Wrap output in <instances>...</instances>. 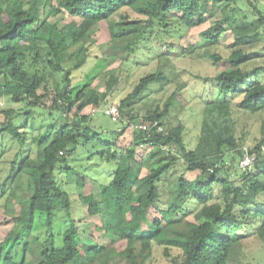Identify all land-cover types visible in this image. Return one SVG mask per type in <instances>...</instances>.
<instances>
[{
    "label": "trees",
    "instance_id": "trees-1",
    "mask_svg": "<svg viewBox=\"0 0 264 264\" xmlns=\"http://www.w3.org/2000/svg\"><path fill=\"white\" fill-rule=\"evenodd\" d=\"M208 1L0 0V97L22 104L18 109L0 111V163L5 161L11 144L23 146L27 138L20 130L27 124L24 120L33 121L44 114L54 120L47 134L35 137L38 148L34 156H20L18 149L10 161L13 173L9 195L25 181L27 203L20 204L12 217V227L0 240V264H111L116 255L123 258L124 264H143L154 244L162 246V254L170 264H228L241 245L239 229L257 221L259 233H264V136L248 149L255 156L252 165L240 168L242 149L234 137L231 116V100L237 96L240 109L264 110V65L251 71L244 69L249 57L241 49H234L264 38L261 11L257 10L258 19L245 14L236 23L235 14L230 21L223 10L219 20L200 32L210 47L218 43L226 24L233 32V50L227 57L209 50L203 53L220 69L204 80L206 86L199 96L200 132L191 150L183 139V123L169 115L177 90L142 115L134 111L150 84L165 81L162 68L141 76L133 90L116 104L119 115L114 119L121 118L134 126L128 145L119 147L116 141L122 131L114 128L107 137H100L102 133L90 124L114 81L107 82L101 93L88 85L73 92L72 67L64 69L61 65L66 58L75 60L74 68L85 62V41L101 22L107 24L109 41H126L124 58L141 47L158 60L167 54L190 55L197 49L195 45L183 47L176 39L186 29L205 21L211 8ZM40 6L45 10L43 18ZM124 7L143 19L124 21L128 16H120L113 21L120 25L116 29L110 25L111 18ZM62 9L79 17V23L70 21L58 26L51 18ZM226 63L228 66L222 67ZM88 107L90 113L84 111ZM54 113L55 117L51 115ZM93 141L104 147L101 161H112L115 168L109 182L98 185V196L92 191L79 195L77 218L70 213L71 194L57 174L60 171L66 178L73 176V184L83 187V174L70 165L68 157L79 146L84 149ZM223 148L229 152H223ZM180 162L184 171L197 172L193 180L184 178L183 173L168 177ZM143 167L148 172L141 176ZM149 207L156 210L155 215ZM57 211H66L69 217L59 237L51 231ZM36 215L44 218L48 235L44 243L32 245L27 235ZM86 217L94 219L109 241L97 242L82 251L76 223ZM117 240L125 242L118 252L114 246ZM16 247L20 248L18 258L12 255ZM172 248L179 254L172 255Z\"/></svg>",
    "mask_w": 264,
    "mask_h": 264
},
{
    "label": "rangeland",
    "instance_id": "rangeland-1",
    "mask_svg": "<svg viewBox=\"0 0 264 264\" xmlns=\"http://www.w3.org/2000/svg\"><path fill=\"white\" fill-rule=\"evenodd\" d=\"M25 1L27 2V0ZM52 3L55 4L56 2L53 1ZM208 5L211 8L206 14L205 21L197 26L186 29L180 38H175L183 47L195 45L197 49L190 55L178 56L167 54L165 58L158 60L154 56H148L146 51L139 46L141 48L134 55L124 58L125 51L123 45L126 41H109L107 24L101 22L89 32V38L85 41V45L87 46L85 62L81 66L74 68L75 60L72 58H66L62 61L61 65L64 69L72 67L71 90L73 92L81 89L84 85H88L90 88L101 93L105 90L107 82L114 81L106 97L100 102L97 111L90 118V124L94 130L102 133L100 137H107L109 131L115 128L118 131H122V134L116 141V146L125 147L128 145L134 126L128 124L125 120H121V118H116L115 120L107 114V108L110 104H119L121 99L133 90L141 76L159 67L165 73V81L163 83L150 84L148 86L149 90L147 89L142 93L144 98L135 104L134 111L142 115L146 110L153 109L156 104H162L172 92H176L177 90L179 93L174 97L175 105L170 109L169 115L176 116L183 123V139L186 147L191 150L196 146L202 113V103L199 100V96L204 86H206L204 80L212 78L220 69L219 65L203 53L209 50L210 52L227 57L233 50L231 45L233 32L226 24H223L225 29L220 35L218 43L210 47L206 46L204 39L200 36V32L219 20L223 10L228 13V20L230 21L233 14H235L237 17L236 23L241 21L245 14L252 15L258 19L257 10L261 11L264 16V0H237L236 2L229 3L209 0ZM40 9L41 18H43L45 10L42 6H40ZM120 16H128L124 21L143 19V16L138 15L132 9L124 7L111 18L110 25L116 29L120 25L115 24L116 22L113 21H117ZM51 19L55 20L60 27L70 21L77 23L80 21L79 17L69 15L64 9L60 10ZM250 19L247 18L246 20ZM173 39L168 38V41H173ZM234 49H241L248 55L249 60L242 66L244 69L251 71L255 67L264 65V38L255 44L243 45ZM224 66L227 67L228 63L222 64V67ZM42 91L43 89L39 90V92ZM239 100L240 96L231 100V116L234 123L233 134L240 150L242 147L250 150L264 136V110L249 112L240 109L237 105ZM20 107H22V104L13 102L9 97H0V111L8 108L18 109ZM84 111L90 113V108L88 107ZM51 115L55 117L56 113ZM48 116L50 115L44 114L43 116H36L33 121L24 120V123L26 122L27 124L20 128L27 137L23 146L18 148L15 143L11 144L4 156L5 161L0 163V240L12 227V217L18 211L20 204L24 205L27 203V185L25 181L20 188L9 195L11 193L9 177L13 173L10 161L18 149L21 152L20 156L27 154L34 156L36 154L38 146L35 143V137L47 134L53 123L52 121H54L48 119ZM18 122L21 124L23 120H18ZM82 147L79 146L75 152L69 155L68 159L70 165H73L80 172V175L83 174L81 177L84 179L85 185L80 187L73 184V176L66 178L63 172L59 171L57 174L62 186L71 194L73 202L70 213L73 217L77 218V210L80 207L78 202L79 195L92 191L98 196V185L109 182L111 173L115 168V164L112 161H101L99 158L104 147L98 141L90 142L84 149ZM224 151L229 152L227 148H223ZM184 170L180 162L173 167L171 174L167 176L174 178L183 173V177L187 180L195 178L196 171ZM147 172L148 168L143 167L140 175L143 176ZM168 177L165 178L166 181H168ZM66 179L70 182L64 183ZM149 211L154 215L156 214L154 208L149 207ZM192 217L193 214H190V218ZM68 219L66 211H57L55 213L51 228L55 237H59L68 226ZM93 220V218L86 217L84 221L76 223L78 244L82 251L92 247L97 242L105 243L109 241L108 237L95 226ZM44 221V218L39 215L33 218L30 233L27 235L32 245L46 241L48 233ZM259 232L260 224L257 221L238 230L237 233L242 235L241 245L235 249L228 264H264V233L260 234ZM114 246L118 252L123 249L125 242L117 240L114 242ZM179 252L176 248L171 249L172 255H177ZM19 253V247L12 250L14 258H18ZM111 264H124V260L116 255L113 257ZM143 264H170V260L162 254V246L154 244L151 256Z\"/></svg>",
    "mask_w": 264,
    "mask_h": 264
},
{
    "label": "built area",
    "instance_id": "built-area-1",
    "mask_svg": "<svg viewBox=\"0 0 264 264\" xmlns=\"http://www.w3.org/2000/svg\"><path fill=\"white\" fill-rule=\"evenodd\" d=\"M106 112L113 118L119 115L117 105L114 104H110ZM254 157L255 156L250 154L246 147H242V157L239 160L238 166L242 169L250 167L254 161Z\"/></svg>",
    "mask_w": 264,
    "mask_h": 264
}]
</instances>
